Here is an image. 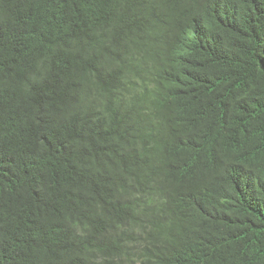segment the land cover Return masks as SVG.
Returning <instances> with one entry per match:
<instances>
[{"label": "trees", "instance_id": "1", "mask_svg": "<svg viewBox=\"0 0 264 264\" xmlns=\"http://www.w3.org/2000/svg\"><path fill=\"white\" fill-rule=\"evenodd\" d=\"M0 264H264V0H0Z\"/></svg>", "mask_w": 264, "mask_h": 264}]
</instances>
